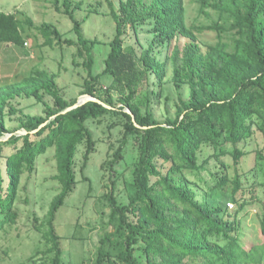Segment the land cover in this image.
Segmentation results:
<instances>
[{
    "label": "trees",
    "instance_id": "obj_1",
    "mask_svg": "<svg viewBox=\"0 0 264 264\" xmlns=\"http://www.w3.org/2000/svg\"><path fill=\"white\" fill-rule=\"evenodd\" d=\"M59 1L53 0L72 21L75 40L63 38L52 24L37 29L47 44L75 45L73 63L86 71L80 93L110 107L88 100L61 112L78 97L64 98L56 77L40 69L0 85V138L11 133L0 140V231L16 221L23 175L35 168L39 155L54 149L61 188L42 223L46 248L36 246L30 257L41 252L49 254L41 258H47L43 264H66L55 215L77 183L81 149V171L96 150L97 139L88 124L108 116L112 121L107 127H118L122 134L117 146L109 144L111 152L101 164L110 181L102 194L110 228L99 235L90 264H263L264 0H192L197 16L208 20L205 24H188L185 0H117L116 5L107 0L114 33L106 43L104 67L97 72L94 51L100 42L86 37L83 20L74 16L81 3ZM139 26L151 37L147 46L140 41ZM22 31V21L14 13L0 12V44L23 45ZM205 31H214L216 41L199 40L197 33ZM129 35L133 43L126 41ZM180 37L188 40L169 53L174 64L171 80L175 88L188 86L189 95L180 99L174 118L159 122L150 111L155 92L149 80L152 73L161 82L165 64L153 51L170 48ZM47 95L53 104L44 100ZM16 97L33 98L45 106L44 115L19 118L18 129L25 133L10 131L5 124L7 112H15L11 102ZM256 131L263 145L252 150L247 145ZM131 138L137 155L127 177L116 165ZM4 147L13 151L2 153ZM224 156L233 160L232 174ZM250 157L252 170L247 167ZM248 173L254 180L243 183ZM119 180L125 200L114 190ZM252 205L258 210L251 211ZM252 212L247 225L244 220Z\"/></svg>",
    "mask_w": 264,
    "mask_h": 264
},
{
    "label": "rangeland",
    "instance_id": "obj_2",
    "mask_svg": "<svg viewBox=\"0 0 264 264\" xmlns=\"http://www.w3.org/2000/svg\"><path fill=\"white\" fill-rule=\"evenodd\" d=\"M114 1L116 5L117 0ZM185 1L188 6V24L208 22L203 16H197L196 4L192 0ZM71 3L72 5L81 3V7L74 12V16L78 20H83L84 35L100 42L94 51V72L101 71L104 67L106 43L110 41L114 33V22L107 14L109 11L108 2L107 0H71ZM55 4L53 0H0V12L14 13L22 21V33L25 40L23 45L0 44V85L20 81L34 69H40L56 77L61 94L67 100L82 95L80 92L86 71L81 65L73 63L76 52L75 45L47 44L46 38L37 29L43 24H52L60 30L63 38L75 40L72 21L67 15L56 9ZM94 9H97L98 12L93 11ZM27 19H30V24L26 23ZM142 28L139 26L140 41L144 46H147L151 37L150 35L146 36ZM197 35L199 40L210 43L217 39L214 31H205L197 33ZM187 40L180 37L172 42L170 48L167 46L154 48L153 52L156 57L165 64V74L161 82L156 81L152 73L149 80V88L155 92V95H151L150 111L153 118L159 122H165L168 117L174 118L180 105V99L188 98V86L182 85L178 89L172 83L174 64L169 57L174 45L183 47ZM126 41L133 43L134 38L129 35ZM136 50L140 51L141 47L137 45ZM78 60L82 61L81 58ZM44 100L53 104L52 98L48 95L44 96ZM11 103L15 107V112H7L5 119L6 127L10 131L15 130L16 133H21L22 129H18L19 118L24 114L44 115V104L33 98L16 97ZM111 121L112 119L107 116L101 121L95 120L88 124L93 137L97 139L96 150L90 156L87 166L81 171L83 148L81 149L77 158V183L72 193L66 198L64 205L58 209L55 215L54 227L62 236L60 242L63 249V260L66 264H90L94 257L99 235L105 229L110 228L107 217L108 208L102 199V194L110 188V181L108 173L102 171L101 164L111 152L109 144L117 146L122 134L118 127H107ZM8 134L10 133H5L1 139L6 138ZM262 145V138L256 131L247 148L254 150ZM240 146L244 147L245 145L240 143ZM12 151L11 147H4L2 153ZM136 155V142L131 138L124 146V158L116 165L117 172H122L128 177V167L131 166V161ZM222 159L230 164L228 172L232 174L234 171L232 158L224 156ZM247 164L248 168L250 166L249 170H252L253 157L248 159ZM57 174L55 151L48 149L44 154L38 156L35 168L23 175L15 204L16 221L0 231V264H43L47 260V258L42 260L41 258L47 257L49 254L45 256L41 252L36 253L34 257L30 256L35 252L36 246L40 250L46 248V244L41 238V230L44 228L42 223L49 211L51 201L61 188L56 177ZM202 176L206 178V181L209 178L206 171L202 172ZM253 180L250 173L246 177L244 175L242 177L243 183ZM114 190L120 198L125 200V187L121 180L116 183ZM259 192L260 189H258ZM232 203L231 201L227 203L229 209L232 208ZM258 207L252 205L248 208L255 212ZM253 212L244 220L247 225L253 218ZM37 226L40 230L37 229Z\"/></svg>",
    "mask_w": 264,
    "mask_h": 264
},
{
    "label": "water",
    "instance_id": "obj_3",
    "mask_svg": "<svg viewBox=\"0 0 264 264\" xmlns=\"http://www.w3.org/2000/svg\"><path fill=\"white\" fill-rule=\"evenodd\" d=\"M88 100H94V101H97V102H99V103H101V104L107 106L108 108L110 107V106L104 104V103L101 102L99 99H97L96 97H94V96H92V95H90V94H82L80 97L77 98V100H76V102H75L74 104H72L71 106L67 107L66 109H64V110L61 111V112H65V111L70 110V109H72V108L78 107V106L82 105L83 103H85V102L88 101ZM124 110H126L128 113H130V114L132 115V113H131V111H130L129 109L125 108ZM132 116H133V115H132ZM43 124H44V123H43ZM135 124H136L137 126H140V125H138L137 123H135ZM33 131H35V130H33ZM25 132H26V131H25L24 129H22L21 133H25ZM10 135H11V133L8 134V135L6 136V138H4V139H7ZM4 139H3V140H4ZM0 140H2V139L0 138Z\"/></svg>",
    "mask_w": 264,
    "mask_h": 264
}]
</instances>
